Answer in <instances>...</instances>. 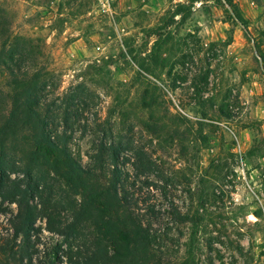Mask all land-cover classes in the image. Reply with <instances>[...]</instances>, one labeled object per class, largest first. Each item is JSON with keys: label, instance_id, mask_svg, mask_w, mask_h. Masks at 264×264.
Returning a JSON list of instances; mask_svg holds the SVG:
<instances>
[{"label": "rangeland", "instance_id": "rangeland-1", "mask_svg": "<svg viewBox=\"0 0 264 264\" xmlns=\"http://www.w3.org/2000/svg\"><path fill=\"white\" fill-rule=\"evenodd\" d=\"M0 12V43L12 46L20 53L15 58L32 69H47L51 88L42 93L44 101H54L59 132L63 99L79 83L89 89L82 96L90 95L84 100L90 107L74 123L67 143L77 161L91 164L101 138L92 121L97 111L113 127L108 139L129 143L125 154L142 148L157 162V172L149 175L159 187L155 173L172 177L166 195L159 187L152 191L158 212L154 247L162 261L180 264L191 245L192 264H264V0H0ZM159 26L171 33L163 32L162 58L153 65L148 53L156 36L149 29ZM135 53L149 69L133 63ZM208 61L209 82L195 93L190 83ZM8 79L2 70L3 114L12 92ZM178 80L185 81L174 88ZM221 107L232 116L220 114ZM21 141L19 135L17 148ZM45 168L34 170V176ZM124 168L134 171L130 162ZM53 177L47 179L48 192L66 221L60 208L80 195ZM138 181L135 189L141 187ZM171 201L194 224L172 221ZM0 207V264H74L69 257L74 261L77 246L97 233L87 225L77 238H65L38 217L24 240L14 237L9 223L15 203Z\"/></svg>", "mask_w": 264, "mask_h": 264}, {"label": "trees", "instance_id": "trees-1", "mask_svg": "<svg viewBox=\"0 0 264 264\" xmlns=\"http://www.w3.org/2000/svg\"><path fill=\"white\" fill-rule=\"evenodd\" d=\"M239 16L232 12L233 18L238 19ZM2 25L0 22V27ZM164 27L167 26L149 29L150 35L156 36L148 53L153 65H157L159 58H162L163 32L165 36L171 33ZM15 53L20 54L14 52L12 46L5 47V41L0 43V72H8L7 82L12 91L8 95L7 112L0 113V205L4 202L16 205V212L9 221L14 237L21 235L24 240L28 239L38 217L45 218L49 231L65 238H77L82 228L93 225L97 233L91 235L87 243L77 246L74 261L69 257L74 264H177L165 263L155 253L156 238L152 224L158 212L152 202V191L158 190L159 185L149 174L157 172V162L142 148H135L131 155L125 154L130 148L129 143L121 138L109 140L108 135H111L113 127L107 118L102 119L94 111L92 121L101 133V138L91 156V164L83 166L71 155L67 143L74 123L80 122L85 109L90 107V103H84L86 98L90 99V95L82 96V92L89 89L79 83L70 90L72 92L67 99H63L65 107L59 119L64 127L59 132L55 123L54 101H44L45 95L42 93L51 88L45 78L47 69L42 66L32 69L33 65L16 59ZM197 55L198 51L193 52L192 59ZM132 60L141 70L150 68L149 65L144 66L140 53L133 54ZM210 73L208 61L190 83L195 93L205 91ZM181 81L178 80L179 83L173 87H179ZM143 98V104L146 105V97ZM149 98L152 100V96ZM74 104L82 106L71 109ZM219 112L225 117L232 116L222 107ZM177 116L187 120L180 112ZM86 125L84 122L83 132ZM19 135L23 141L21 147L17 148L15 143ZM9 147L21 155L19 160L8 154ZM129 162L133 173L124 168ZM41 165L46 167L44 172L38 174L39 177L34 176V170H38ZM18 173L21 177L16 175ZM53 176L64 180L68 192L80 195L79 201L67 200L60 208L66 212V221L61 220L57 203L51 202V187L47 179H54ZM154 176L160 178L162 185L159 188L162 189L159 190L166 195L172 177L157 173ZM137 181L141 187L135 189ZM143 187L145 190L139 195L137 190ZM46 193L47 196H44ZM35 196L40 198L37 203L32 202ZM168 214L172 221L194 224L192 217L182 212L173 201L169 205ZM192 258V246L189 245L187 257L180 264H192Z\"/></svg>", "mask_w": 264, "mask_h": 264}]
</instances>
